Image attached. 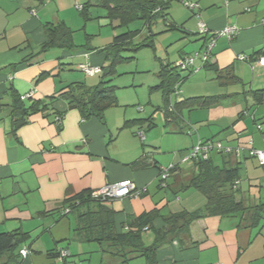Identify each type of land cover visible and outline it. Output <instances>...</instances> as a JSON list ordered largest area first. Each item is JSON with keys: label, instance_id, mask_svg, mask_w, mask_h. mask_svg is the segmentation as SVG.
<instances>
[{"label": "crops", "instance_id": "1", "mask_svg": "<svg viewBox=\"0 0 264 264\" xmlns=\"http://www.w3.org/2000/svg\"><path fill=\"white\" fill-rule=\"evenodd\" d=\"M87 1L0 0V234H24L17 248L20 264H148L142 256L120 263L106 252L109 248L79 238L75 232L77 216H65L66 200L131 181L137 190L145 192L137 198L112 199L107 205L116 213L118 233L128 230L126 226L133 218L155 213L150 231L144 232L148 236L146 245L151 246L154 231L161 230L170 215L199 211L207 204L202 193L187 188L195 173L194 164H181L200 140L243 147L242 155L235 156L240 167L241 199L247 206L264 204V166L248 155L250 149H264V103L259 104L255 94L264 90V0H186L196 6L192 10L183 1L173 3L168 23L175 26L171 31L183 33L176 62L205 48L207 40L198 32L199 22L211 33L232 27L237 32L231 38L217 39L212 58L215 69L203 67L181 74L186 81L178 83V92L171 97L174 111L175 105L189 99H223L209 107L187 108V119L183 110L172 121L165 117L173 125L170 139L174 145L170 150L176 158L166 166L160 162L163 157L158 151L163 140L147 134L156 126L154 119V127L149 128L151 122H140L147 119L121 114L120 104L102 119H84L79 109L70 108L69 102L59 97L75 83L96 86L97 76H86L79 66L103 70L105 49L113 42L99 47L92 42L103 31L102 27L96 34L87 31L88 24L96 19L92 15L94 7L89 20L81 16L79 7ZM59 22L71 28L74 35L75 30L88 32V43L79 44L85 49L39 53L47 39V26ZM105 25L111 26L108 22ZM115 35L113 32V39ZM89 42L95 50H88ZM241 56L246 59L240 60ZM196 65L200 66V61ZM227 69L239 83H219L216 70ZM198 88H202L200 93H196ZM31 93L32 97L23 99ZM17 98L26 108L37 102L47 105V110L30 113L27 123L15 131L12 109ZM52 98L56 99L50 101ZM58 115L63 118L60 125L56 124ZM139 133L144 134L143 139ZM141 159L151 165L134 169L132 165ZM170 165H176V169L163 181L161 171ZM239 221V215L198 220L187 237L158 249L155 260L157 264H264V222L250 228L239 226ZM72 242L97 243L98 248L71 247ZM25 248L29 250L27 258L21 255ZM61 251H68L70 257L60 259ZM6 259L0 264H6Z\"/></svg>", "mask_w": 264, "mask_h": 264}, {"label": "trees", "instance_id": "2", "mask_svg": "<svg viewBox=\"0 0 264 264\" xmlns=\"http://www.w3.org/2000/svg\"><path fill=\"white\" fill-rule=\"evenodd\" d=\"M185 0H88L84 4L81 16L89 20V11L92 7H100L106 11L108 24L115 29L125 28L127 31L115 36L112 44L105 49L110 66L102 70V81L96 86L75 83L59 97L69 102L70 108L79 109L84 119L92 117L102 119L104 114L111 108L119 106L117 97V87L107 86L114 73L113 66L124 60L121 53L123 51L137 52L141 48H155V40L158 34L155 27L162 23L167 26V30H175L174 25H170V10L175 2ZM189 9V8H188ZM142 22L148 30L139 43H135L136 38L141 34L140 30H130V26L135 22ZM163 25V26H164ZM164 26V27H165ZM201 35V34H200ZM46 41L40 46V54L47 53L51 49H75L74 32L64 22L47 26ZM204 39L208 40L207 36ZM259 55V54H258ZM264 56V52H263ZM213 58V54L211 56ZM206 69H215L212 59L204 66ZM218 81L221 85L239 83V79L230 70H216ZM159 85L152 88L160 91L164 102V114L167 120H174L182 110L195 107H209L217 104L222 97H200L189 99L183 103L175 105V111L170 110L171 97L175 93V87L181 81L186 80L181 77V71L173 64H162L158 74ZM258 103H264V90L255 93ZM19 99V100H18ZM52 98L50 101H53ZM20 102V103H19ZM47 110V105L43 107L40 103H33L26 108L21 104L20 98L15 99L12 109L14 130L16 131L27 123V116L31 113H38ZM61 120L62 115H58ZM56 117V118H57ZM150 123L149 128L154 124L151 118L140 120ZM57 125H60L56 122ZM130 125V124H128ZM127 125V126H128ZM215 154V157L212 156ZM235 155L213 152L206 161L199 160L194 163L195 173L189 180L187 188L195 189L202 193L206 199V206L195 212H183L170 215L165 220V225L161 230L154 231V243L147 246L144 239L145 229L150 231L151 223L156 216L155 213L143 214L138 218H133L126 226L128 230L116 231L115 211L108 207L107 203L112 199L103 200L94 198L90 191L83 192L66 200L69 212L65 214L76 215L78 227L75 230L77 236L84 241L97 242L108 251L120 263H127L135 257H145L148 264H157L155 254L164 245L174 239L182 240L190 234L191 225L206 217H226L240 216L239 226L255 228L264 222V204L257 206H247L241 199L239 185L240 167L235 163ZM151 164L146 160H139L132 166L136 170L144 169ZM24 234L20 231L0 234V261L6 257V264H20L17 259L20 254L18 246L23 241Z\"/></svg>", "mask_w": 264, "mask_h": 264}, {"label": "rangeland", "instance_id": "3", "mask_svg": "<svg viewBox=\"0 0 264 264\" xmlns=\"http://www.w3.org/2000/svg\"><path fill=\"white\" fill-rule=\"evenodd\" d=\"M83 1V0H82ZM77 15L79 14L77 10ZM92 15L95 20L91 21L88 24V32L98 33V31H103L102 35H95L93 37L92 42L96 47L101 45H106V43H110L113 40V32L116 33L115 36L123 34L127 31L125 28H118L113 30L111 26L105 25L108 21L105 19L106 11L100 7H94L92 9ZM80 16V15H78ZM84 26V21L82 22ZM102 25V26H101ZM164 24L159 23L155 27L156 33L158 36L155 40V48H141L139 51L133 53L130 51H123L121 53L124 60L117 62L113 66L114 73L111 77H108L107 80L109 83L107 86H114L117 87V97L120 104L118 110H120L121 114H126L130 119H149L151 118L152 121L154 119L156 126L147 132V134L151 133V136L163 143L164 145L160 146L159 153L160 156L163 157L162 162L165 166L169 165L171 161H175V152L171 151L172 148V141L170 136L172 135L171 131L173 128L172 124L166 122L165 115H164V102L160 91L153 90L152 88L159 84V71L161 69V65H166L168 62L172 63L173 66H176V60L180 57V48L183 46L181 45V38L183 37V33H175L174 31L168 30L163 31L162 29H166L167 26H163ZM82 26V27H83ZM130 30H140L142 31L141 34L136 38L135 43H139L146 35H148V30L145 28L144 24L140 21L133 23ZM111 32V35L108 33ZM77 31L74 35V44L76 46L73 50L85 49V46L79 47V44L85 45L88 42L86 41V33L87 31ZM91 42V43H92ZM200 43V41H199ZM90 44V42H89ZM196 44V43H195ZM192 46V45H191ZM71 50V49H67ZM89 51L95 50L91 48V44L88 47ZM190 52V51H189ZM110 60H106L105 64L103 65V69L110 66ZM187 72H181V74L186 75ZM103 74L97 76L95 81H97L98 85L102 81ZM87 85V84H86ZM88 86V85H87ZM213 87L215 85H212ZM202 88H198V92L200 93ZM214 92V89H213ZM205 95V94H202ZM175 96V95H174ZM176 99V98H174ZM174 103V102H173ZM138 108H142L143 111L140 112ZM183 117L184 119L188 118V114L190 111L188 109L183 110ZM177 120H180L178 118ZM182 121H178L180 124ZM174 124V123H173ZM192 133L193 130H191ZM189 135L192 134L189 131L187 132ZM166 136V137H165ZM212 156L215 157V154ZM159 159V158H158ZM184 164V163H181ZM190 163H186L189 165ZM191 165V164H190ZM71 220L76 225V221L73 216H71ZM147 235L144 234V239L147 242ZM71 247L74 246H94V248H98L97 243H77L72 242Z\"/></svg>", "mask_w": 264, "mask_h": 264}, {"label": "built area", "instance_id": "4", "mask_svg": "<svg viewBox=\"0 0 264 264\" xmlns=\"http://www.w3.org/2000/svg\"><path fill=\"white\" fill-rule=\"evenodd\" d=\"M185 5L189 9H194L196 6L194 4H191L185 0ZM79 9H82V7H79ZM198 32L201 35L207 36L208 40L206 43L205 48L201 52H197L195 54H192L191 56L184 57L179 62H177L176 67L181 72H197L201 68H203L207 62L211 61V56L213 54V49L216 45L217 39L220 37H228L231 38L234 36V34L237 32L236 28H226L220 32L217 33H211L205 24L202 22H199L198 24ZM240 60H245L246 57L241 56L239 58ZM196 61H200V66L196 65ZM263 61L261 59L258 63L260 64ZM79 70L84 73L88 77H95L100 74H102L101 68H94L90 67L88 65H80ZM179 84L175 87V92H178ZM33 93L28 94L27 96H24L23 99L32 97ZM170 110H173V105H171ZM56 122L60 124L62 122L60 117L56 118ZM258 129H261L260 126L257 127ZM138 136L143 139L144 134L139 133ZM252 144V141L250 142ZM245 151L243 147H224L220 142L216 141H203L200 140L190 152H188L181 160L182 163H195L199 160L206 161L209 159L210 155L213 152L223 153V154H233L236 157H239L242 155V153ZM248 155L250 157L255 158L258 163L261 166H264V149L263 150H256V149H250L248 150ZM176 169V165H170L168 168L163 169L161 171L160 177L163 181L167 180L171 174ZM240 181L236 182V185H239ZM145 192V189L143 190H137L135 184H133L131 181H125L119 184L111 185L100 192L93 193L94 198H101L103 200L106 199H123L126 197H139ZM69 210L65 212L68 213ZM147 230V228L145 229ZM21 255L23 258H27L29 255L28 249H23L21 251ZM70 253L68 251H61L60 253V259H64L67 257H70Z\"/></svg>", "mask_w": 264, "mask_h": 264}]
</instances>
